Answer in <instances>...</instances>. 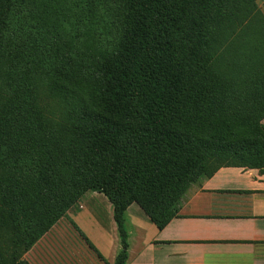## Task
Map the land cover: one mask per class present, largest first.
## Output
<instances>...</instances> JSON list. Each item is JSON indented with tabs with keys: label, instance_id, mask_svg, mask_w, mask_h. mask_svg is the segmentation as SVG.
I'll return each instance as SVG.
<instances>
[{
	"label": "trees",
	"instance_id": "1",
	"mask_svg": "<svg viewBox=\"0 0 264 264\" xmlns=\"http://www.w3.org/2000/svg\"><path fill=\"white\" fill-rule=\"evenodd\" d=\"M263 120L258 0H0L2 233L102 192L125 264L129 205L162 229L221 167L264 168Z\"/></svg>",
	"mask_w": 264,
	"mask_h": 264
},
{
	"label": "crops",
	"instance_id": "2",
	"mask_svg": "<svg viewBox=\"0 0 264 264\" xmlns=\"http://www.w3.org/2000/svg\"><path fill=\"white\" fill-rule=\"evenodd\" d=\"M125 227V264H264V168L221 167L162 229L134 202ZM0 247L20 252L0 264H114L121 239L112 202L92 192L42 237L0 232Z\"/></svg>",
	"mask_w": 264,
	"mask_h": 264
},
{
	"label": "rangeland",
	"instance_id": "3",
	"mask_svg": "<svg viewBox=\"0 0 264 264\" xmlns=\"http://www.w3.org/2000/svg\"><path fill=\"white\" fill-rule=\"evenodd\" d=\"M259 4H260V7H261V9L264 11V0H259ZM86 196V195H85ZM84 196V197H85ZM83 198H81L79 201H81ZM78 201V202H79Z\"/></svg>",
	"mask_w": 264,
	"mask_h": 264
}]
</instances>
